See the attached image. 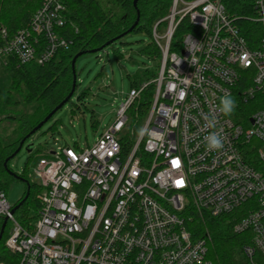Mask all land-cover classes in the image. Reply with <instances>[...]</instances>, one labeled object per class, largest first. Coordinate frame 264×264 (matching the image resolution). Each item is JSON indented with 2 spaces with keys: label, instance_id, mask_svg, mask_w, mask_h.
Returning <instances> with one entry per match:
<instances>
[{
  "label": "built area",
  "instance_id": "built-area-1",
  "mask_svg": "<svg viewBox=\"0 0 264 264\" xmlns=\"http://www.w3.org/2000/svg\"><path fill=\"white\" fill-rule=\"evenodd\" d=\"M254 10L260 33L249 41L222 0H173L164 35L160 23L153 32L157 76L131 90L93 145L63 147L36 165L42 193L33 225L16 219L0 187L13 264H213L206 223L229 215L246 237L239 257L264 264V0ZM66 12L65 0H46L31 31L8 38L2 30L0 59L44 64L68 49L59 34ZM185 20L195 29L172 52ZM150 85L152 102L136 128L128 112ZM226 95L236 102L229 114L220 111ZM249 101L258 109L246 125L234 113ZM213 133L220 149L207 147Z\"/></svg>",
  "mask_w": 264,
  "mask_h": 264
},
{
  "label": "trees",
  "instance_id": "trees-1",
  "mask_svg": "<svg viewBox=\"0 0 264 264\" xmlns=\"http://www.w3.org/2000/svg\"><path fill=\"white\" fill-rule=\"evenodd\" d=\"M45 1L0 0V48L5 44L2 30L6 31L8 38L17 35L21 31H31L34 15L42 8ZM134 1L65 0L67 21L64 27L59 30V34L69 43H72L69 48L59 49L54 57L44 64L33 61L21 65L13 58L7 60L6 68L11 78L9 93L21 95L24 105H33L34 110L32 113L22 114L18 118L11 117L18 122L14 140L6 142L0 137V187L5 192L9 183L16 179L10 173L12 171L9 166L10 161L16 156L11 157L17 152L26 137L71 93L74 81L72 68L74 57L79 53L89 54L90 51L101 49L107 43L127 33L136 23L138 12L140 16L139 23L132 33L145 32L152 37L154 27L168 16L173 3V0H140L137 8H135ZM222 2L229 15L235 18L237 25L248 40H254L255 34L260 33L259 28L257 29V26L251 20L255 16L254 0H222ZM166 26L167 23H160L158 28L162 29ZM194 29L188 20L183 21L175 33L171 51L180 52L184 35ZM43 46H40L39 53L43 50ZM144 53L160 60L162 57L161 50L155 43L148 45ZM157 73L146 72L143 76H136L132 83V89H138L142 84L151 81L157 76ZM153 94L154 86L150 85L129 110V117L132 118L136 128L141 126L150 108ZM19 103L20 101L15 104ZM256 109L258 107L254 101L241 102L234 113L235 118L239 123L249 125V119ZM46 157H49V154L39 153L29 159V163L35 160L31 166L33 173L38 162ZM8 159L10 161L6 168L5 163ZM20 178L22 180H16L26 183L27 189L14 208L25 199L28 193V184L30 190L29 197L15 212V217L22 225L29 227L37 219L40 209L39 196L42 193V188L37 182H32L27 177ZM31 210L36 212L34 218L28 216ZM231 219L232 217L229 215L207 220L206 229L211 237L209 258L213 264H246L239 257L240 249L246 243V237L243 234L234 233V222H231ZM3 223H0V232ZM203 228L205 229V225ZM7 238L8 231L6 230L0 242V261L13 264V259L16 256L7 250L5 246Z\"/></svg>",
  "mask_w": 264,
  "mask_h": 264
},
{
  "label": "rangeland",
  "instance_id": "rangeland-1",
  "mask_svg": "<svg viewBox=\"0 0 264 264\" xmlns=\"http://www.w3.org/2000/svg\"><path fill=\"white\" fill-rule=\"evenodd\" d=\"M155 29V27H154ZM153 29V32H154ZM165 28H159V35ZM155 42L145 32L131 33L113 45L95 54H85L76 63L77 88L71 100L46 125L28 139L22 150L9 163L19 177L38 182L32 171L36 154L59 151L63 147L84 150L93 145L99 136L116 120L118 109L126 102L136 76L146 72L157 73L161 60L144 53ZM164 44V40L160 39ZM11 78L5 59H0V137L10 142L16 138L17 120L22 114L32 113L34 106H25L21 95L10 94ZM235 105V100L231 99ZM19 104H15L19 102ZM27 186L12 180L7 188V200L14 207L24 196ZM36 212L31 210L29 218Z\"/></svg>",
  "mask_w": 264,
  "mask_h": 264
},
{
  "label": "water",
  "instance_id": "water-1",
  "mask_svg": "<svg viewBox=\"0 0 264 264\" xmlns=\"http://www.w3.org/2000/svg\"><path fill=\"white\" fill-rule=\"evenodd\" d=\"M140 0H135L134 1V6H135V8H137V4H138V2H139ZM139 19H140V16H139V12H138V18H137V21H136V23L134 24V26L127 32V33H125L124 35H122V36H120V37H118V38H116V39H114L112 42H109V43H107L103 48H101V49H97V50H93V51H90V52H88L89 54H95V53H98V52H100V51H102V50H104L105 48H107V47H109V46H111L112 44H114L115 42H117V41H119V40H121L122 38H124L125 36H127V35H129V34H131L132 33V31L134 30V28L138 25V23H139ZM86 53H79L78 55H76L75 57H74V59H73V62H72V68H73V74H74V81H73V88H72V91H71V93L69 94V96L66 98V100H64L58 107H56L47 117H46V119L44 120V121H42L32 132H31V134L30 135H28L27 137H26V139L21 143V145H20V147H19V149L17 150V152L11 157V158H14L15 156H17L18 155V153L22 150V148H23V146H24V144H25V142L28 140V139H30L31 138V136H33L34 134H36L40 129H42L45 125H46V123H48L52 118H53V116L60 110V109H62L70 100H71V98L73 97V95L75 94V91H76V88H77V74H76V63H77V61H78V59L81 57V56H83V55H85ZM10 161V159H8L7 161H6V163H5V167L7 168V164H8V162ZM9 172H10V170H8ZM12 175H14V177L16 178V179H20V180H22L19 176H17V175H15V174H13L12 172H10ZM29 190H30V185L28 184V193H27V195H26V197H25V199L18 205V206H16L15 208H13V210H12V213L14 214L18 209H19V207L23 204V202L29 197ZM6 224H7V219L5 220V222H4V224H3V227H2V230H1V232H0V242H1V240H2V238H3V234H4V230H5V227H6Z\"/></svg>",
  "mask_w": 264,
  "mask_h": 264
},
{
  "label": "clouds",
  "instance_id": "clouds-1",
  "mask_svg": "<svg viewBox=\"0 0 264 264\" xmlns=\"http://www.w3.org/2000/svg\"><path fill=\"white\" fill-rule=\"evenodd\" d=\"M234 104L230 97L227 95L221 100L220 111L224 114H229L233 110ZM209 150H217L222 147L221 138L216 134H210L205 138Z\"/></svg>",
  "mask_w": 264,
  "mask_h": 264
},
{
  "label": "snow or ice",
  "instance_id": "snow-or-ice-1",
  "mask_svg": "<svg viewBox=\"0 0 264 264\" xmlns=\"http://www.w3.org/2000/svg\"><path fill=\"white\" fill-rule=\"evenodd\" d=\"M178 183H180V182H178Z\"/></svg>",
  "mask_w": 264,
  "mask_h": 264
}]
</instances>
